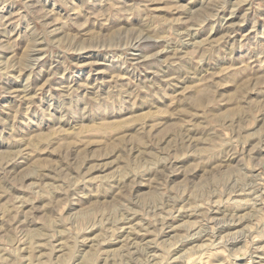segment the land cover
<instances>
[{
	"label": "rangeland",
	"instance_id": "1",
	"mask_svg": "<svg viewBox=\"0 0 264 264\" xmlns=\"http://www.w3.org/2000/svg\"><path fill=\"white\" fill-rule=\"evenodd\" d=\"M0 264H264V0H0Z\"/></svg>",
	"mask_w": 264,
	"mask_h": 264
},
{
	"label": "bare ground",
	"instance_id": "2",
	"mask_svg": "<svg viewBox=\"0 0 264 264\" xmlns=\"http://www.w3.org/2000/svg\"><path fill=\"white\" fill-rule=\"evenodd\" d=\"M235 212V211H234ZM103 239V238H102ZM126 241V240H125ZM138 258V257H137Z\"/></svg>",
	"mask_w": 264,
	"mask_h": 264
}]
</instances>
